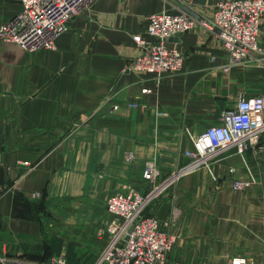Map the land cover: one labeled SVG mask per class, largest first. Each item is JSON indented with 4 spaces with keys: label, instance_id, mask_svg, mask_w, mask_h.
<instances>
[{
    "label": "crops",
    "instance_id": "obj_1",
    "mask_svg": "<svg viewBox=\"0 0 264 264\" xmlns=\"http://www.w3.org/2000/svg\"><path fill=\"white\" fill-rule=\"evenodd\" d=\"M197 0H94L73 17L54 50L0 40V257L7 264H93L107 244V199L126 186L148 192L146 162L165 177L187 161L192 138L220 122L239 98L264 95V67L231 63L215 33L194 29L173 41L183 70L157 80L126 66L133 37L161 11L210 13ZM21 0H0V27ZM259 41L264 46V22ZM145 90V91H144ZM144 103L145 110L127 108ZM118 105V110L113 109ZM162 113V114H160ZM264 160V158H263ZM234 189L237 156L191 173L147 210L177 235L169 264H264V163ZM231 168H236L234 173Z\"/></svg>",
    "mask_w": 264,
    "mask_h": 264
},
{
    "label": "built area",
    "instance_id": "obj_2",
    "mask_svg": "<svg viewBox=\"0 0 264 264\" xmlns=\"http://www.w3.org/2000/svg\"><path fill=\"white\" fill-rule=\"evenodd\" d=\"M93 1L21 0L20 10L0 27V40L16 43L29 51L54 50L68 22ZM209 5V14L193 7L151 14L146 31L133 37L138 54L126 69L151 74L157 80L180 73L185 55L173 40L194 29L216 32L231 63L254 62L264 67V46L259 41L264 0H214ZM126 106L142 111L147 108L136 101ZM119 108L113 106L115 110ZM192 140V148L185 152L187 161L163 178L154 160L146 162L143 178L151 184L148 192L126 186L107 199L106 209L112 218L100 234L107 235L108 241L93 264H169L168 256L177 235L165 230L159 219L147 214V210L191 173L204 170L216 181L214 165L223 158L237 156L244 163L245 174L233 178L232 187L239 190L255 185L257 177L246 161L247 152L252 150L264 163V95L239 98L235 107L222 112L220 122L207 126ZM236 171V168L230 169L231 173ZM56 263L66 264L63 258ZM0 264H7V260L0 257ZM232 264L250 262L237 257L232 259Z\"/></svg>",
    "mask_w": 264,
    "mask_h": 264
},
{
    "label": "water",
    "instance_id": "obj_3",
    "mask_svg": "<svg viewBox=\"0 0 264 264\" xmlns=\"http://www.w3.org/2000/svg\"><path fill=\"white\" fill-rule=\"evenodd\" d=\"M197 1H198L199 3H201V4H205L207 0H197ZM131 231H132V228L130 229L129 232H131Z\"/></svg>",
    "mask_w": 264,
    "mask_h": 264
}]
</instances>
